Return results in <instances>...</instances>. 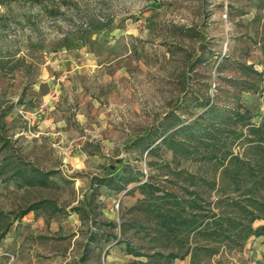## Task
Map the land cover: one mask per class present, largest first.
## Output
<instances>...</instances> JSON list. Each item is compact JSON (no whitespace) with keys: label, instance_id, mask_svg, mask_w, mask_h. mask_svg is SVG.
Instances as JSON below:
<instances>
[{"label":"rangeland","instance_id":"1","mask_svg":"<svg viewBox=\"0 0 264 264\" xmlns=\"http://www.w3.org/2000/svg\"><path fill=\"white\" fill-rule=\"evenodd\" d=\"M251 221L264 0H0L4 264H264Z\"/></svg>","mask_w":264,"mask_h":264},{"label":"crops","instance_id":"2","mask_svg":"<svg viewBox=\"0 0 264 264\" xmlns=\"http://www.w3.org/2000/svg\"><path fill=\"white\" fill-rule=\"evenodd\" d=\"M111 173L107 174L106 177L111 175ZM258 219H259V216L255 215V218L253 219V221L254 220H258ZM52 220H53V218H51L49 221H52ZM253 221H251V223H249L248 228L245 230V235H244L245 239L243 241H246L251 236L258 237V236H262L263 235L262 237L264 238V234H262V233L261 234H256V233L249 232V228H251L252 230H255L256 228L264 225V223H262V224H260V225H258L256 227H253L252 226V222ZM44 224H45V218L41 215V213H39L38 210L32 208L28 212L22 214L21 217L18 220H16V222L14 223V226H13V231L15 232V230H16V232H17L16 235L17 236L19 235L20 232H22L24 230H29L30 231V230H33L35 228H38V230H40V232H41L42 231V227L44 226ZM30 232H32V231H30ZM33 233H34V235H36L37 232H33ZM9 236H10V233L7 232V233L1 235V238H0V240H1L0 241V243H1V246H0V264H4L3 256L6 253L4 247H6L7 241L11 240V238ZM198 247H203V246H195V248H198ZM181 259H183V257ZM185 259H186L185 260L186 264H195L196 263L195 260H194L195 258H194V253L193 252L187 253L185 255Z\"/></svg>","mask_w":264,"mask_h":264},{"label":"trees","instance_id":"3","mask_svg":"<svg viewBox=\"0 0 264 264\" xmlns=\"http://www.w3.org/2000/svg\"><path fill=\"white\" fill-rule=\"evenodd\" d=\"M123 170H122V166L118 167L116 169H114L111 173V175L107 176L106 178H102V181H105L108 184H117V183H125V181L131 182V180H123ZM32 207H27L26 209L23 210L22 214L28 212L29 210H31ZM249 232L251 233H256V234H264V225L256 228L255 230H252L251 228H249Z\"/></svg>","mask_w":264,"mask_h":264}]
</instances>
